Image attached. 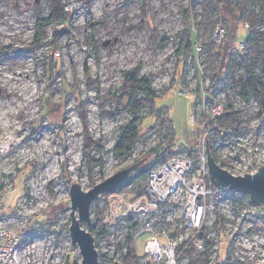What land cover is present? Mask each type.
Returning a JSON list of instances; mask_svg holds the SVG:
<instances>
[{
    "label": "rangeland",
    "instance_id": "rangeland-1",
    "mask_svg": "<svg viewBox=\"0 0 264 264\" xmlns=\"http://www.w3.org/2000/svg\"><path fill=\"white\" fill-rule=\"evenodd\" d=\"M61 3L69 16L62 25H56L62 31L53 52L49 42L54 27L45 23L51 12L49 0H0V145L8 139L14 142L0 158V186L11 184L12 191L4 194L3 207L4 214L14 218L13 225L19 232V264H72L74 259L80 264L79 250L71 245L68 232L71 185L87 192L116 172L139 163L111 193L133 195L146 185L147 174L172 157L169 154L173 151V156L188 155V142H194L196 154L205 149L207 141L221 166L236 173H250L264 165L261 67L254 64L251 71L260 83L255 89L232 83H246L249 74L242 67L232 75V82L220 88L211 84L209 75L203 73L208 65L201 44L213 34L206 26L202 0ZM254 8L259 9L257 4ZM208 17L214 18L215 14L209 12ZM232 22L230 18L227 21L234 31ZM189 28L196 34L198 69L184 57L181 46V37ZM246 37V31L238 30L233 45H242ZM257 44L264 46L263 41ZM54 53L59 55L61 75L49 87L50 71L45 64ZM85 68L91 80L97 82V90L85 85ZM223 72L221 69L220 74ZM130 75L148 81L157 97L155 107L163 109L172 122L177 145L165 154L164 137L159 132L135 142L126 154L114 152L122 129L132 120L138 121V129L157 122L148 107L136 114L120 108L121 87ZM62 81L75 84L76 93L65 96ZM228 99L233 112L240 114L237 120L241 130L232 142L224 144L212 133L205 117L219 115ZM155 155L160 158L148 172L136 175V170ZM111 194L91 204L90 222L81 225L86 231L93 228L97 264H123L125 251L117 242L131 233L119 228L111 235L106 226L103 228ZM211 205L202 228L212 241L205 243L204 251L198 250L204 253L202 264H262L264 218H255L230 204H213L228 240L221 242L217 251L213 242L217 220ZM172 218L174 223L168 229L180 246L194 233L185 227L181 210L175 211ZM102 231L106 235H101ZM149 237L146 232L136 235L133 246L137 258L133 264H150L143 257V245ZM159 241L164 242V238ZM125 242L122 244L126 247ZM176 256V264H190L194 259L184 252Z\"/></svg>",
    "mask_w": 264,
    "mask_h": 264
},
{
    "label": "built area",
    "instance_id": "built-area-1",
    "mask_svg": "<svg viewBox=\"0 0 264 264\" xmlns=\"http://www.w3.org/2000/svg\"><path fill=\"white\" fill-rule=\"evenodd\" d=\"M223 36V28L216 27L211 41L219 44ZM238 47L239 52L245 50L244 44ZM221 114L222 112L219 115ZM263 117L264 112L261 115V120ZM9 151L10 147L5 151L0 149V158ZM213 158L222 169L230 174L245 175L243 171L236 173L227 170L214 156ZM256 171L246 174L253 175ZM10 191H12L11 184L0 186V264H19L20 254H22L19 232L13 225L14 218L11 214H4L3 197ZM107 202L109 214L108 219L102 222L103 228L106 226L111 235L119 228L129 229L132 241L138 233H148L150 237L144 242L143 257L148 258L150 264H176V254L182 253L179 252V247L184 243L187 245L183 251L192 245L195 246L196 254H204L199 253L198 250L204 251L205 243L212 241L208 240L210 234L205 235V230L202 228L204 216L210 203L211 207L213 204H230L233 208L241 209L242 212L255 218H264V204L256 206L247 195L211 183L206 165L205 149L196 153L194 157L186 155L167 158L147 174L146 185L140 191L133 195L124 192L111 194ZM177 210L182 212L185 227L194 233L190 240L183 242L180 246L178 238L168 229L174 223L172 216ZM211 210L214 212L216 220L220 221H218L213 240L214 247L218 251L220 243L226 242L227 234L221 227L223 221L219 212L215 207ZM200 234H202L201 239L198 237ZM161 237L164 238V242L159 241ZM126 238L117 242L124 249V256L126 247L123 246V242L126 241ZM239 240L244 241L242 236Z\"/></svg>",
    "mask_w": 264,
    "mask_h": 264
},
{
    "label": "trees",
    "instance_id": "trees-1",
    "mask_svg": "<svg viewBox=\"0 0 264 264\" xmlns=\"http://www.w3.org/2000/svg\"><path fill=\"white\" fill-rule=\"evenodd\" d=\"M50 1V15L45 20V23L54 27L53 40L49 42L53 52L58 48L56 44V37L61 33L62 30L58 31L56 25H62L66 17L69 16V13L65 10L64 5L61 3V0H49ZM83 3H88L90 0H81ZM255 4L258 6V10L254 8ZM203 6V15L207 21L206 26L210 29V35L212 36L214 29L216 27H221L224 30L223 39L219 44H215L211 41L209 37L206 43L201 44V54L204 56V61L207 63L208 70H204L203 73L209 75L211 84L216 88H220L223 84L227 82H232V75L242 67L249 77L245 84L241 82H232L240 84L243 88L249 87L255 89L260 83L254 79L252 68L254 64H258L261 67V75L264 78V46H258L259 41L264 42V0H202ZM188 12V11H187ZM213 12L215 14L214 18L208 17V13ZM233 20L236 27L233 26L234 31H231L229 24L227 23L228 19ZM238 27V28H237ZM237 28V29H236ZM244 30L247 32V37L243 41L245 50L238 52L237 45H233L234 34L238 33V30ZM196 34L192 29L185 31L181 37V46L183 49V54L186 59L191 60L195 68L198 69L197 65V51L195 47ZM238 44V43H237ZM226 51H229L227 56L233 55L232 57L226 56ZM58 54L54 53L47 58L46 66L49 68V80L50 86L55 82L56 78L61 75L59 58ZM43 64V66H45ZM184 65V64H183ZM224 69L223 74H220V70ZM85 74V85L92 89H98L97 82L91 80L88 75V70L84 69ZM185 74V66L181 70V77L179 81L182 83L183 76ZM198 76L200 73L198 72ZM62 89L64 90V95H74L77 91L75 84H66L62 81ZM121 99L120 108L131 111L133 114L138 113L139 109L142 107H148L151 111V114L154 118L157 117V122L153 123L147 129L137 127L138 121L132 120L127 124L121 132L119 141L114 147V152L116 154H126L129 152L132 145L140 140H144L147 136L152 135L156 132H159L163 137V144L165 148H162V153L165 154L167 149H171L176 143V138L174 137V131L172 127L171 120L166 118V114L163 109H157L155 107V102L157 97L149 89V83L144 78H138L136 76L130 75L126 78L125 83L121 87ZM139 95H142L139 97ZM228 98V96H227ZM227 106L223 109L222 114L215 117H205V121L209 123L212 133L216 138H221V142L228 144L232 142L236 136L240 133L241 124H239L237 117L239 113L233 112L232 106L228 99ZM44 109V108H43ZM264 111V106H263ZM164 113L160 115L161 113ZM264 123V117L262 119ZM231 129L232 132L227 131ZM188 145H185L187 153L190 157H194L195 153L193 151L194 142H188ZM97 150H100V147L97 146ZM173 153L169 154L173 156ZM212 153L213 150L210 149ZM153 154H156L153 151ZM160 156H154V159L146 164L142 169L136 170L135 174L144 176L148 170L159 160ZM104 196V195H102ZM97 220L96 224L98 225ZM217 220L216 224H218ZM88 232L92 234L93 228L89 229ZM101 235H106L104 231L101 232ZM199 239L202 238L200 234ZM126 254L123 257V264H133L137 256L135 254L133 241L130 236L126 238ZM187 243H184L179 252H184L191 259L190 264H202L203 254H194L196 253L195 246L190 245L188 249L183 251L186 248ZM120 248V246H118ZM196 258V259H195Z\"/></svg>",
    "mask_w": 264,
    "mask_h": 264
},
{
    "label": "water",
    "instance_id": "water-1",
    "mask_svg": "<svg viewBox=\"0 0 264 264\" xmlns=\"http://www.w3.org/2000/svg\"><path fill=\"white\" fill-rule=\"evenodd\" d=\"M205 155L208 175L213 185L243 193L256 206L264 204V165L259 167L253 175L245 174L243 176H234L222 169L215 162L207 146V141H205ZM138 164L116 172L104 181L93 186L87 192L82 191L76 184L71 185L69 191L71 210L69 214L70 225L68 232L71 245L77 247L79 250L81 256L80 264L98 263V254L94 246V239L88 231L81 227L82 224L88 225L90 222L91 204L100 196L115 192L127 180ZM72 264L79 263L74 259ZM262 264H264V260Z\"/></svg>",
    "mask_w": 264,
    "mask_h": 264
},
{
    "label": "bare ground",
    "instance_id": "bare-ground-1",
    "mask_svg": "<svg viewBox=\"0 0 264 264\" xmlns=\"http://www.w3.org/2000/svg\"><path fill=\"white\" fill-rule=\"evenodd\" d=\"M27 78V77H26ZM13 140L12 139H8L5 143L0 145V149L2 150H6L7 148L11 147L13 145Z\"/></svg>",
    "mask_w": 264,
    "mask_h": 264
}]
</instances>
